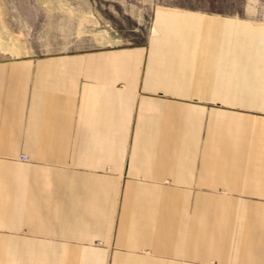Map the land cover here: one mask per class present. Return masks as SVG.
Segmentation results:
<instances>
[{
    "label": "crops",
    "instance_id": "crops-1",
    "mask_svg": "<svg viewBox=\"0 0 264 264\" xmlns=\"http://www.w3.org/2000/svg\"><path fill=\"white\" fill-rule=\"evenodd\" d=\"M2 55L0 264H264V22Z\"/></svg>",
    "mask_w": 264,
    "mask_h": 264
},
{
    "label": "rangeland",
    "instance_id": "rangeland-1",
    "mask_svg": "<svg viewBox=\"0 0 264 264\" xmlns=\"http://www.w3.org/2000/svg\"><path fill=\"white\" fill-rule=\"evenodd\" d=\"M158 7L264 22V0H0V57L142 43Z\"/></svg>",
    "mask_w": 264,
    "mask_h": 264
},
{
    "label": "built area",
    "instance_id": "built-area-1",
    "mask_svg": "<svg viewBox=\"0 0 264 264\" xmlns=\"http://www.w3.org/2000/svg\"><path fill=\"white\" fill-rule=\"evenodd\" d=\"M21 158H22V159H25V156H24V155H22V156H21Z\"/></svg>",
    "mask_w": 264,
    "mask_h": 264
}]
</instances>
